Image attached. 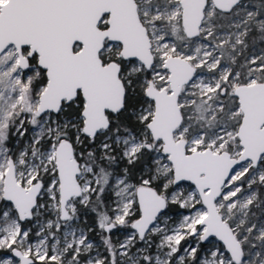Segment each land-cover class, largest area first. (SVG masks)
<instances>
[{
  "label": "snow or ice",
  "instance_id": "6c2138e0",
  "mask_svg": "<svg viewBox=\"0 0 264 264\" xmlns=\"http://www.w3.org/2000/svg\"><path fill=\"white\" fill-rule=\"evenodd\" d=\"M0 264H264V0H0Z\"/></svg>",
  "mask_w": 264,
  "mask_h": 264
}]
</instances>
